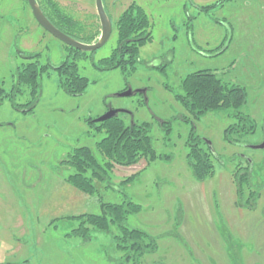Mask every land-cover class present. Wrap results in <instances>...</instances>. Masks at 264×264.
Returning a JSON list of instances; mask_svg holds the SVG:
<instances>
[{
	"label": "rangeland",
	"instance_id": "374dc122",
	"mask_svg": "<svg viewBox=\"0 0 264 264\" xmlns=\"http://www.w3.org/2000/svg\"><path fill=\"white\" fill-rule=\"evenodd\" d=\"M37 2L81 42L100 32L95 0ZM132 2L149 18L151 41L140 48L135 70L125 77L119 68L97 65L117 46L115 22ZM102 3L112 23L110 36L95 50L78 51L44 29L27 0H0V87L17 92L16 69L33 58L40 65L50 64L37 75L38 99L24 85L16 104L0 97V264H125L116 225L108 232L91 231L84 243L70 235L78 219L67 218L102 214L101 203L125 201L138 205L127 214L125 225L147 232L157 245L137 264H264V148H255L264 138V0ZM29 53H39L38 58L28 60ZM67 58L89 82L79 96L67 95L58 84L55 68ZM152 63L166 66L159 70ZM200 69L245 88L239 111L255 122L252 134L228 133L232 144L223 134L235 122L229 116L234 109L192 120L175 100L182 92L181 80ZM127 88L146 92L118 95ZM31 104L33 110L25 112ZM108 105L125 110L120 115L126 123L148 122L153 149L161 158L140 157L126 166L102 155L97 142L105 132L89 126ZM162 120L168 121L164 127ZM192 127L206 141L201 145L209 141L216 154L213 175L202 181L187 165ZM80 146L89 147L107 173L105 180L93 178L92 194L66 180L75 171L67 163L69 152ZM248 164L251 183L243 185L240 200L234 173ZM251 192L256 199L248 201ZM249 202L252 208L244 206Z\"/></svg>",
	"mask_w": 264,
	"mask_h": 264
},
{
	"label": "trees",
	"instance_id": "16d2710c",
	"mask_svg": "<svg viewBox=\"0 0 264 264\" xmlns=\"http://www.w3.org/2000/svg\"><path fill=\"white\" fill-rule=\"evenodd\" d=\"M202 6L201 9H207L208 6ZM45 16L62 32L73 37L69 30L63 26L64 23L54 21L52 15L45 12L44 8L39 4ZM61 16V15H60ZM67 25L72 23L67 18ZM115 26L117 28V46L107 57L99 60L98 65L103 69L119 68L125 77L129 76L135 70L139 58V47L151 41V31H149L150 22L144 9L132 2L128 4L122 13L118 16ZM70 28H74L71 26ZM98 35V34H97ZM92 40L85 43H92ZM74 38V37H73ZM70 48V46H69ZM74 49L73 47H71ZM74 50H77L76 48ZM79 51V50H78ZM27 57V56H26ZM37 57L38 55L28 56L29 58ZM40 66V69H39ZM50 64H45V68H49ZM44 65L29 61L26 65L16 69L15 78L19 86L17 92H6L0 87V97L12 99V104H16L15 97L22 93L21 85L26 86L34 100L38 99L41 90V83L37 80L38 73L43 71ZM59 76L60 89L69 96H79L86 90L89 82L85 76L78 72L77 64L73 59L67 58L55 68ZM130 70L128 72V70ZM182 92L175 94L174 98L192 116V120H198L210 111H228L234 109V113H230L235 122L228 125L224 130V140L235 144L231 140L230 134H235L238 137L252 134L255 131L256 125L250 116L242 114L239 109L244 104L246 99L245 88L237 84H229L223 81L217 74L210 69H200L188 73L180 82ZM141 102V100H140ZM27 110L32 111L34 105H30ZM17 108V107H16ZM90 122V121H88ZM94 126L90 124V128L97 132L104 131L105 136L97 142V148L102 155L107 157L111 162L121 165L134 164L138 158L146 157L150 159L161 158L156 156L153 149L151 138L149 135L150 124L148 122L130 121L126 123L124 118L118 113L104 119L101 122H94ZM163 125L168 124V121H161ZM169 128V127H168ZM167 128V129H168ZM237 138V137H236ZM237 144H241L238 142ZM206 144V141L197 135L194 127L191 128L187 138L188 152L186 154L187 165L189 166L193 177L199 181L212 176L214 173V164L212 158L216 157L215 153L209 147L201 144ZM68 156L67 163L74 168L66 179L72 186L85 193H94L95 187L93 178L105 180V168L99 163L92 151L87 146L74 148ZM110 162V164H111ZM109 166V163L106 162ZM251 165L248 164L245 170L237 168L234 173L236 192L238 199H242L243 185L251 183ZM90 172V175L87 174ZM104 173V174H103ZM247 199H256V196H251ZM253 203L245 204V207L252 208ZM103 213L91 214L82 213L79 215L68 216L67 218L78 219L79 225L72 229L70 235L79 236L82 242L90 240L91 231H110L112 224L116 225L120 230V235L116 237L117 247L125 250L126 253L122 257V261L127 264L129 260L133 264L145 253L154 252L156 250L155 239L147 232L136 228H128L125 225V219L128 213L136 211L138 205L132 201L123 203H101ZM254 207V206H253Z\"/></svg>",
	"mask_w": 264,
	"mask_h": 264
},
{
	"label": "water",
	"instance_id": "95a60500",
	"mask_svg": "<svg viewBox=\"0 0 264 264\" xmlns=\"http://www.w3.org/2000/svg\"><path fill=\"white\" fill-rule=\"evenodd\" d=\"M27 3L31 9L32 15L35 18V20L48 32H50L52 35H54L57 39L61 40L65 44L76 48L78 50H83V51H92L95 50L105 44L107 39L110 36L111 30H112V24L111 21L103 7L102 0H95V8L96 12L99 18V22L101 25V31L96 39V41L92 43H84L81 42L66 33L62 32L60 29H58L43 13L42 9L40 8L39 4L37 3L36 0H27ZM136 92H141L145 94V90H132L131 88H128L127 90L119 93V96H130L132 94H135ZM119 110H114V111H109L105 113L104 115L98 117L96 121H101L104 120L108 117H111L113 115H116ZM207 144L210 147V142L207 141ZM211 148V147H210ZM255 148L258 149H263L264 148V138L261 144L255 146Z\"/></svg>",
	"mask_w": 264,
	"mask_h": 264
},
{
	"label": "flooded vegetation",
	"instance_id": "af4514ba",
	"mask_svg": "<svg viewBox=\"0 0 264 264\" xmlns=\"http://www.w3.org/2000/svg\"><path fill=\"white\" fill-rule=\"evenodd\" d=\"M37 1V0H36ZM38 3V2H37ZM223 3V2H222ZM221 3V4H222ZM122 13V12H121ZM120 13V14H121ZM119 14V15H120ZM118 15V16H119ZM118 18V17H117ZM112 24V23H111ZM100 31H101V25H100ZM99 34H100V32L98 33V35H97V37L95 38V40H93V42L94 41H96V39L98 38V36H99ZM144 46V45H143ZM143 46H141V47H143ZM141 47H139V53H140V48ZM22 52H20V54H21ZM39 55V53H29V55L28 56H33V55ZM213 54V53H212ZM219 54V53H218ZM25 55V54H24ZM213 55H217V54H213ZM34 60V58L31 60V61H33ZM138 61H139V58H138ZM46 64H49L48 62L46 63ZM41 65H45V64H41ZM150 66H152V67H154L155 69H163V68H165V64L164 65H162V64H155V63H152ZM18 68V67H17ZM13 87V86H12ZM2 88V87H1ZM128 89V88H127ZM126 89V90H127ZM142 90V89H141ZM125 91V90H124ZM145 92H146V90H145ZM143 94V93H142ZM114 111V110H119V112H117V114L119 113V114H121V113H125L126 111L125 110H122V109H116L115 107H113L112 105L110 106V105H108V107L106 108V110H105V112L103 113V114H101V115H99V116H97L95 119H94V122H101V121H103V120H101V121H96V119L98 118V117H100V116H102V115H104L105 113H107V112H109V111ZM127 113V112H126ZM116 114V115H117ZM240 155L242 156V157H244L246 160H248L244 155H243V153H240Z\"/></svg>",
	"mask_w": 264,
	"mask_h": 264
}]
</instances>
